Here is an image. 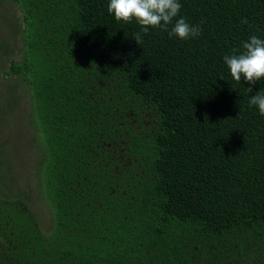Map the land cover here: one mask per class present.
<instances>
[{
	"label": "trees",
	"instance_id": "1",
	"mask_svg": "<svg viewBox=\"0 0 264 264\" xmlns=\"http://www.w3.org/2000/svg\"><path fill=\"white\" fill-rule=\"evenodd\" d=\"M5 1L52 225L0 188V264H264V79L223 60L264 38V0H179L201 34L141 45L109 0Z\"/></svg>",
	"mask_w": 264,
	"mask_h": 264
},
{
	"label": "rangeland",
	"instance_id": "2",
	"mask_svg": "<svg viewBox=\"0 0 264 264\" xmlns=\"http://www.w3.org/2000/svg\"><path fill=\"white\" fill-rule=\"evenodd\" d=\"M12 19L16 21L13 23ZM18 23H21L18 7L0 0V188L13 199L23 198L20 201L35 213L42 231L48 233L52 214L41 197V182H38L41 171L37 159L41 151L29 122L32 117L29 90L20 77L3 72L10 58H18L22 53L20 34L11 32ZM8 43L13 51L7 52Z\"/></svg>",
	"mask_w": 264,
	"mask_h": 264
},
{
	"label": "clouds",
	"instance_id": "3",
	"mask_svg": "<svg viewBox=\"0 0 264 264\" xmlns=\"http://www.w3.org/2000/svg\"><path fill=\"white\" fill-rule=\"evenodd\" d=\"M180 9L179 0H109L107 5V12L117 22L127 24L135 21L140 26V32L132 36L137 45L143 43L141 33L147 34L150 29L166 30L170 38L181 40L198 37L202 31L201 26L191 25L182 17L177 18ZM242 22L247 23V19ZM170 24L172 27L169 29ZM241 49L233 48L231 54L225 55L223 60L232 79L236 82L243 79L250 85L247 91L251 93V86L264 79V38L251 35L242 42ZM248 107H256L259 114L264 116V91L259 90L251 95Z\"/></svg>",
	"mask_w": 264,
	"mask_h": 264
}]
</instances>
